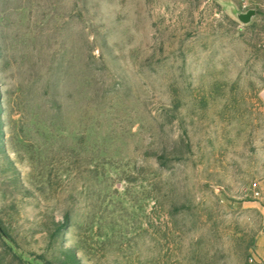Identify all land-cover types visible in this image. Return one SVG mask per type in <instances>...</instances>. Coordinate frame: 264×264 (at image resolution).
<instances>
[{"label":"rangeland","instance_id":"obj_1","mask_svg":"<svg viewBox=\"0 0 264 264\" xmlns=\"http://www.w3.org/2000/svg\"><path fill=\"white\" fill-rule=\"evenodd\" d=\"M264 0H0V264H264Z\"/></svg>","mask_w":264,"mask_h":264},{"label":"built area","instance_id":"obj_2","mask_svg":"<svg viewBox=\"0 0 264 264\" xmlns=\"http://www.w3.org/2000/svg\"><path fill=\"white\" fill-rule=\"evenodd\" d=\"M251 190L257 197L262 198L264 201V191L258 181H254L253 183H251Z\"/></svg>","mask_w":264,"mask_h":264}]
</instances>
